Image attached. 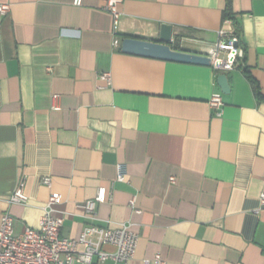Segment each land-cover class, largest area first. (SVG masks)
Instances as JSON below:
<instances>
[{"label":"crops","instance_id":"obj_1","mask_svg":"<svg viewBox=\"0 0 264 264\" xmlns=\"http://www.w3.org/2000/svg\"><path fill=\"white\" fill-rule=\"evenodd\" d=\"M72 2L0 0V219L36 228L55 194L60 237L127 223V264H264V0H123L116 27L101 0ZM163 24L174 50L208 56L223 30L242 55L216 72L121 51L124 38L157 41ZM19 182L25 205L8 203ZM101 186L91 219L83 204Z\"/></svg>","mask_w":264,"mask_h":264},{"label":"built area","instance_id":"obj_2","mask_svg":"<svg viewBox=\"0 0 264 264\" xmlns=\"http://www.w3.org/2000/svg\"><path fill=\"white\" fill-rule=\"evenodd\" d=\"M102 9L110 13L113 25L116 27L121 17L119 7L123 0H101ZM73 5L80 6L82 0H73ZM9 5H0V14H5ZM230 22V21H228ZM219 40L209 52L210 65L216 72L230 71L233 69L238 57L242 55L237 36L228 35L223 30L218 31ZM119 40H113V46L117 47ZM220 51L224 56H219ZM101 79L109 81V73H102ZM55 98V97H53ZM209 107L216 116H221L223 100L221 93H213L208 100ZM57 109V106H54ZM126 177L125 165H116V181L124 182ZM171 183L175 182L170 177ZM44 185H50L48 177L42 179ZM24 182H19L15 190L8 198V203L25 205L28 197L23 190ZM106 201V189L98 187L94 198L85 201L83 209L87 217L96 218L97 206ZM259 208L264 207V193L258 197ZM60 203L58 195L49 196L44 205L36 228H26L21 234L14 231L13 218L9 214H3L0 219V264H127L135 255L138 237L129 231L127 223H119L114 228L89 225L84 227L77 239L59 236L63 225V217L55 215L54 206ZM134 209V202H130ZM135 211H137L135 209ZM109 245L114 248L113 252H106L103 246ZM81 247V248H80ZM154 264H166L160 254L153 258ZM147 262V261H145Z\"/></svg>","mask_w":264,"mask_h":264},{"label":"water","instance_id":"obj_3","mask_svg":"<svg viewBox=\"0 0 264 264\" xmlns=\"http://www.w3.org/2000/svg\"><path fill=\"white\" fill-rule=\"evenodd\" d=\"M171 26L161 25L157 41L124 38L121 40L120 49L123 53L174 61L187 64L209 65L208 56L177 51L171 48ZM217 85L223 94L229 93V85L225 74L217 76Z\"/></svg>","mask_w":264,"mask_h":264},{"label":"trees","instance_id":"obj_4","mask_svg":"<svg viewBox=\"0 0 264 264\" xmlns=\"http://www.w3.org/2000/svg\"><path fill=\"white\" fill-rule=\"evenodd\" d=\"M225 17H228V13H225Z\"/></svg>","mask_w":264,"mask_h":264}]
</instances>
